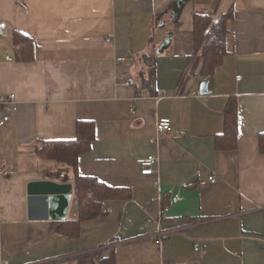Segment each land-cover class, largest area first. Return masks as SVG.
I'll list each match as a JSON object with an SVG mask.
<instances>
[{
	"label": "crops",
	"instance_id": "crops-1",
	"mask_svg": "<svg viewBox=\"0 0 264 264\" xmlns=\"http://www.w3.org/2000/svg\"><path fill=\"white\" fill-rule=\"evenodd\" d=\"M174 1L0 0V116H9L0 125V264H264V0H189L176 19L170 11L157 20ZM232 4L229 54L205 78L193 15L218 19ZM15 31L33 40L34 60L15 59ZM170 32L154 88L140 89L143 56ZM231 96L239 144L219 150ZM162 117L170 132L157 130ZM79 120L96 127L80 173L131 196L106 200L104 215L68 237L58 222L79 215L73 171L63 180L65 166L33 144L75 138ZM148 155L157 157L153 175L138 162ZM37 181L58 184L46 209L29 199Z\"/></svg>",
	"mask_w": 264,
	"mask_h": 264
},
{
	"label": "trees",
	"instance_id": "trees-1",
	"mask_svg": "<svg viewBox=\"0 0 264 264\" xmlns=\"http://www.w3.org/2000/svg\"><path fill=\"white\" fill-rule=\"evenodd\" d=\"M234 18L232 4L222 15L215 19L212 15L197 12L193 15L194 44L197 51H201L203 67L201 75L205 78L213 75L229 54L227 36L230 32L229 22ZM15 59L28 62L35 59V45L33 40L20 31L14 32ZM162 54L156 51L145 54L143 61L146 69L140 72L142 90L154 88L156 78V60ZM224 130L216 137L219 150H233L239 144V101L231 96L224 111ZM96 138V127L93 120H79L76 136L72 139H37L33 150L39 158L52 160L65 166L60 177L69 179V170L73 171V181L79 215L75 219L58 222V230L68 237H78L81 233V223L104 215V202L109 199H122L131 196L126 187H114L102 182L95 176L83 175L79 171L81 156L88 152ZM259 149L264 154V133L259 135ZM101 251L88 254L93 259L98 258ZM115 261L114 255L110 259L102 258L100 262Z\"/></svg>",
	"mask_w": 264,
	"mask_h": 264
},
{
	"label": "water",
	"instance_id": "water-1",
	"mask_svg": "<svg viewBox=\"0 0 264 264\" xmlns=\"http://www.w3.org/2000/svg\"><path fill=\"white\" fill-rule=\"evenodd\" d=\"M189 0H175L168 9L159 15L157 20H159L163 15L168 14L171 11L172 19H176L181 13L183 7ZM173 33H168L166 39L158 46L157 53H164L171 45ZM200 92L202 94L209 93L208 81L201 83ZM58 184L52 181H37L30 184L29 192L31 197L30 201L39 202L41 206L46 209L47 203H53L54 199L60 196L55 195L53 192L57 189ZM70 199V198H69ZM52 206V204H49ZM65 217V216H64Z\"/></svg>",
	"mask_w": 264,
	"mask_h": 264
},
{
	"label": "built area",
	"instance_id": "built-area-1",
	"mask_svg": "<svg viewBox=\"0 0 264 264\" xmlns=\"http://www.w3.org/2000/svg\"><path fill=\"white\" fill-rule=\"evenodd\" d=\"M7 28V23L4 21H0V35L1 33H3V31ZM8 59H11L10 57H8ZM127 85H130V82L126 83ZM10 99H14L15 98V94L11 93L9 95ZM5 102L4 97L0 96V107L1 105ZM133 113H135V111L133 110ZM9 120V116L8 115H3L0 116V125H4L7 121ZM156 128L159 132H170L172 130V120L169 117H162L160 119H158L157 124H156ZM140 166H141V173L144 175H153L156 172L155 169V164L157 162V157L154 155H148L145 156L143 158H140L138 160ZM210 180L211 182H216V177L215 175L210 176ZM154 185L159 189L160 192V199H162L163 194H162V189H161V183L158 179L154 180ZM168 211V207L167 206H163L162 208V212H161V216H163V214ZM158 232H160V229H158ZM161 236H159L157 242H160ZM194 249L195 251H201L203 249V245L201 241H196L195 245H194Z\"/></svg>",
	"mask_w": 264,
	"mask_h": 264
}]
</instances>
